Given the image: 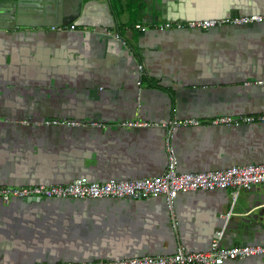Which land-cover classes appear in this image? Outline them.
<instances>
[{
    "label": "crops",
    "instance_id": "1",
    "mask_svg": "<svg viewBox=\"0 0 264 264\" xmlns=\"http://www.w3.org/2000/svg\"><path fill=\"white\" fill-rule=\"evenodd\" d=\"M69 4L55 24H31L26 19L35 16L24 15L23 24L0 29V186L160 175L168 163L167 131L130 121H200L169 136L178 171L264 163V121L209 122L264 112V21L156 28L163 20L264 14V0ZM255 187L264 194V183ZM231 194V188L182 192L172 209L164 195L0 201V264L205 251L218 231L223 247L264 245L262 227L240 209L250 192L240 190L234 201ZM222 264H264V255Z\"/></svg>",
    "mask_w": 264,
    "mask_h": 264
},
{
    "label": "built area",
    "instance_id": "2",
    "mask_svg": "<svg viewBox=\"0 0 264 264\" xmlns=\"http://www.w3.org/2000/svg\"><path fill=\"white\" fill-rule=\"evenodd\" d=\"M264 21V14L220 17L194 20H163L156 24V28L165 29H199L208 30L214 27L233 24L245 25ZM137 28L144 29L141 25ZM71 28H73L71 26ZM117 37V35L115 34ZM137 69L142 72V65ZM138 84L140 81L137 82ZM264 112L253 115H239L236 117L221 115L209 122L212 125H239L252 122H263ZM40 123V122H39ZM200 121L193 117L181 119L173 118L162 123H145L130 121L128 126L154 125L165 128L167 131L166 151L167 167L160 175L148 176L138 179H108L97 182L85 176L77 177L65 184H36L25 186H0V201L7 204L12 198H108L127 197L141 199L151 196L164 195L169 209H172L174 200L179 193L196 190H213L218 188H231L232 201L235 200L242 189H249L264 183V163H251L241 166H232L221 170L182 172L177 170V159L173 148L169 144V136L173 129L180 126H197ZM41 124H74L79 122L65 120H45ZM228 217V213L224 215ZM222 231L216 233L210 247L205 251L187 252L179 249L170 255H145L123 259L87 260L64 263H34V264H222L225 261L243 259L247 257L264 255L263 244H238L231 247L219 245Z\"/></svg>",
    "mask_w": 264,
    "mask_h": 264
},
{
    "label": "water",
    "instance_id": "3",
    "mask_svg": "<svg viewBox=\"0 0 264 264\" xmlns=\"http://www.w3.org/2000/svg\"><path fill=\"white\" fill-rule=\"evenodd\" d=\"M1 1V0H0ZM0 3V29H12L23 24L24 15H34L35 19H26L32 24L36 21H50L55 24L61 17L62 9L69 7L71 0H2ZM56 17V21L51 20ZM250 195L247 202L240 207L241 210L249 212L251 219L264 231V194H259L258 189L252 186L248 189ZM255 211V212H254ZM248 220V219H247ZM253 229L254 226H250ZM264 234V232L262 233Z\"/></svg>",
    "mask_w": 264,
    "mask_h": 264
},
{
    "label": "flooded vegetation",
    "instance_id": "4",
    "mask_svg": "<svg viewBox=\"0 0 264 264\" xmlns=\"http://www.w3.org/2000/svg\"><path fill=\"white\" fill-rule=\"evenodd\" d=\"M3 2H5V1H2V0L0 1V3H3Z\"/></svg>",
    "mask_w": 264,
    "mask_h": 264
}]
</instances>
